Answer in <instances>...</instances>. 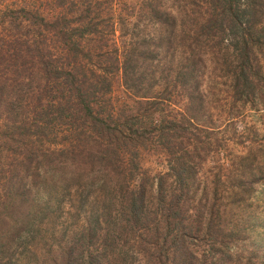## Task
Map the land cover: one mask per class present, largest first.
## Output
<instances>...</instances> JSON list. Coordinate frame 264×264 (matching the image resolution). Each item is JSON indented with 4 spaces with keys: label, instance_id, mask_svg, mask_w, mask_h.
<instances>
[{
    "label": "rangeland",
    "instance_id": "rangeland-1",
    "mask_svg": "<svg viewBox=\"0 0 264 264\" xmlns=\"http://www.w3.org/2000/svg\"><path fill=\"white\" fill-rule=\"evenodd\" d=\"M217 2L0 0V40L10 41L12 35H17L32 48L31 37L36 36L41 22L38 18L36 21L35 18L25 19L17 13L20 9L41 15L45 23L57 21L63 32L57 34L48 26L49 32L42 34L52 38L46 43L47 50L56 58L68 53L64 46L77 45L82 55L98 61V67L86 68L93 69L97 77L100 90H97L96 101L109 100L107 110L112 107L113 113H117L120 108L129 106L135 113L138 109L144 116L149 113L144 107L134 105L138 99L125 90L122 63L115 60L125 56L128 59L125 65H128L133 61L129 59L130 53H134L140 58L137 66L147 74L140 86L152 87L150 93L155 97L154 104L146 107L154 113L152 125L157 127L165 119L180 121L184 115L183 126L189 133H195L196 126L207 129L193 139L190 153L185 148H158L156 133H152L153 139L146 140L145 144L134 143L132 163L120 166L125 178L119 183H115L117 179L111 183L108 178V183L102 186L101 181L107 177L101 176L100 169L95 172L89 167H68L66 183H62L63 190L57 199L49 195L52 192L32 193L36 205H40L43 196L51 201L50 205H44L48 213H28L33 220L24 232L29 236L25 242L32 234H39L28 243L24 251L28 254L21 253L20 243L0 257V264H40L42 259L58 257L61 241L86 231L90 225L97 236L107 225L106 218L109 223L120 221L125 227L122 234L111 228V239L107 243L112 245L115 239L119 247L132 250V259H127L126 264H150L144 247L162 241L165 227L159 218L167 214L168 207L176 210L181 205L174 207L171 203L177 198L186 203L183 210L188 213L176 215H195L201 224L196 237L188 244L195 255L193 264H264V0H236L238 9L233 5L232 10L226 7L227 11L218 7L221 2ZM235 11L241 13L240 26L234 23L236 16L231 15ZM163 12L173 24H164L152 16V13L162 16ZM11 25L20 27L15 29ZM242 38L247 41L245 46L252 61L246 67L242 64L248 83L243 79L238 83L235 79L241 66L238 58L243 48ZM66 40L68 44L63 42ZM24 52L22 48L21 54ZM28 59L30 61V56ZM64 62L59 61V66ZM187 70L194 72L193 77L181 85L179 81ZM99 76L108 79L107 82H98ZM196 88L200 97L192 101L189 93ZM30 98L23 100L28 103L34 99L32 95ZM68 129L58 127L56 132L58 136L68 135ZM189 141L185 139L184 143ZM52 145L51 149H58L63 144L52 142ZM243 168L246 169L243 171ZM182 181L187 182V188L179 185ZM160 183L162 193L158 194L155 190ZM118 184L122 187H117ZM142 188L145 190L144 211L140 215L144 218L135 222L131 190L143 191ZM238 189L242 191L240 195H237ZM3 195L0 187V200L4 199ZM181 210L182 206L178 211ZM0 213L9 221L10 216L14 217V213H6L2 204ZM159 222V231L153 234ZM42 234H45L43 238ZM51 244L52 250H49ZM34 248L37 251L33 252ZM160 257L162 261V254ZM162 263L173 264L171 259Z\"/></svg>",
    "mask_w": 264,
    "mask_h": 264
},
{
    "label": "trees",
    "instance_id": "trees-1",
    "mask_svg": "<svg viewBox=\"0 0 264 264\" xmlns=\"http://www.w3.org/2000/svg\"><path fill=\"white\" fill-rule=\"evenodd\" d=\"M217 3H220L218 7L225 11L227 8L232 10L233 5L235 9H238L236 0H218ZM250 4L253 5L251 2ZM17 13L27 20L35 18L36 21L38 18L39 22L45 24V29L40 23L38 32H35L36 36L31 37L32 48L35 49L33 52L32 48H29L26 42H22L23 40L21 41L17 35H12L10 41L0 40V187L4 194V199L0 200V204L6 209V213H14V217L10 216L11 221L0 213L1 258L7 250L20 243L23 248L21 253L28 254L24 252L28 243L39 235L32 234L31 239L25 242V238L29 236H26L24 232L33 220L28 213H48L44 205H50L51 201L43 196L40 205H36L32 199V193L52 192L53 194L49 195L56 198L66 183L64 178L68 167L81 166L84 169L89 167L95 172L100 169L98 171L101 176L107 177L106 180L101 179V185H106L108 178L111 179V183L116 179L118 181L115 183H119L125 178L120 166L125 162L132 163L130 157L134 156V143L145 144L146 140L153 139L152 133H156L158 148L162 147L164 150H170V146L174 150L185 148L184 150L190 153L194 146L191 143L193 139L200 132H207L205 131L207 129L196 126V134L189 133L183 126L186 122L182 121L184 115L180 121L165 119L161 120L157 127L152 125L154 113L146 107L154 104L155 97L153 93H150L153 92L152 87L144 89L140 86V81L146 79L147 74L145 70L137 66L136 61L140 58L134 53H130L129 59L133 61L128 65H125L128 61L125 56L121 58L123 61L118 57L115 60L117 59L118 64L122 63L121 78L125 90L138 99L134 105L144 107V110H148L149 113L144 116L143 112L140 113L141 109L135 113L129 106L120 108L117 113H113L112 107H110L111 111L107 110L108 99L96 101L98 98L96 95L99 92L97 90L100 89H97V77L93 69L99 64L98 61H92L90 56L82 55L83 52L78 50L77 45L64 46L68 53L55 58L46 48V43L51 37L42 36V34L49 32L48 26L56 30L57 34L63 32V28H58L57 21L53 24L45 23L41 15H31L25 9H20ZM231 15L236 16L234 23L240 26L241 13L235 11ZM152 16L164 24L168 22L169 25L173 24L164 12L162 16L154 13ZM11 27L17 29L20 26L11 25ZM84 31L87 32V30ZM63 42L68 44L67 40ZM242 42L243 48L238 58L241 66L235 79L238 83L241 79L248 83L245 67L252 61L248 57L250 54L245 46L247 41L242 38ZM69 44L72 45L74 42H69ZM22 48L26 50L23 55L21 54ZM29 56L30 61H28ZM59 61H65L62 67L59 66ZM89 66L93 69L86 68ZM193 73L189 71L183 73L184 76L179 81L181 85L188 82L185 80L193 77ZM107 80L99 76L98 82L104 83ZM197 88L189 93L192 101L197 100V96L200 97L196 91ZM105 93L106 91L102 95ZM30 95L34 99L25 103L23 99H29ZM187 122L191 123V120L187 119ZM58 127L69 128L68 135L58 136L56 132ZM155 128H157L156 131H154ZM57 136L60 139H57ZM188 136L192 138L188 139ZM185 139L190 140L188 144L184 143ZM52 142L67 145L51 149ZM104 146L106 149L102 150ZM129 150L131 153L127 157ZM174 150L172 152H181ZM244 169L246 168H243V171ZM178 183L179 185L184 184L187 188L185 184L187 182ZM117 187L121 188L122 185L118 184ZM142 190L136 189L135 192L131 190V197L134 198L131 207L135 222H140L139 220L144 218L140 215L144 211L145 190L143 188ZM155 191L158 194L162 193L161 183ZM241 192V189H238L237 195ZM240 202L241 200L238 201L239 205ZM171 203L174 207L181 205L176 210L168 207L167 214L163 213L162 218L160 216L159 221L162 219L161 225L164 224L165 235L159 244H152L149 248L145 246L144 254H147L150 264H161L167 259H171L173 264H193L195 255L188 244L196 237L195 232L201 224L195 215L188 214L183 217L176 215V213H188L183 210L186 203L181 202L180 198ZM160 204L162 205V201ZM181 206L182 210L179 212ZM34 207L35 210L32 211ZM105 222L110 228L107 229V225L104 226L97 236L94 227L90 225L86 231L76 233L74 237L70 236L65 239L66 241H61L63 244L58 248V257L53 255L49 260L42 259L40 264H126L127 259H132V250L129 252L130 248L119 247L115 239H112V245L107 243L111 239L109 233L111 228H116V231L122 234L125 227L117 220L109 223V218H106ZM159 224L160 222L154 226L153 234L158 233ZM44 236L45 234L40 235L41 238ZM84 243L91 246L86 247ZM17 249L19 248L15 250ZM162 249L166 250L165 254ZM49 250H52V244ZM34 251H37L36 248L33 249Z\"/></svg>",
    "mask_w": 264,
    "mask_h": 264
}]
</instances>
